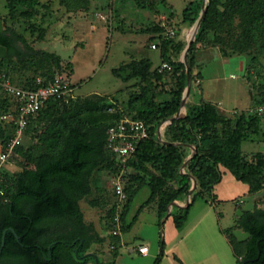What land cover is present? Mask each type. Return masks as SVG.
<instances>
[{
  "label": "rangeland",
  "instance_id": "1",
  "mask_svg": "<svg viewBox=\"0 0 264 264\" xmlns=\"http://www.w3.org/2000/svg\"><path fill=\"white\" fill-rule=\"evenodd\" d=\"M13 1L16 12L11 14L7 0H0L3 32L13 30L25 40L30 49L39 52V56L28 58L23 64L14 58L5 57L6 59H0V70L10 73L13 82L19 84L18 87L32 81L37 82L39 79L44 80L48 75L63 70L68 73L75 93L73 102L58 105L33 119L24 140L25 147L32 148L31 158L39 153L53 152L60 148L57 143V147L52 150L50 141L46 140L44 143L43 139L59 140L60 136H63L62 120L82 122L86 126L102 123L109 125L116 114L133 117L151 107L156 82H144L140 78L125 82L115 77L112 70L142 60L152 62L151 71L161 70L160 50H152L151 45L161 42L166 28H173L176 32L175 58L188 64L184 54L187 45L193 39L194 30L183 21L182 12L190 2L195 1V12L201 15L206 2V0ZM248 2L243 1V4ZM241 9L237 7L236 0H220L219 9L213 15L209 30L197 44L195 67L192 70L195 82L185 95L182 114L185 116L187 109L200 107L207 101L216 104L219 117L223 119L219 123L220 128L223 123H229V127L233 129L237 119L242 115L257 116L260 118L259 134L244 140L241 148L243 151L259 152L262 147L253 146L252 143L257 137L264 139V19L252 23L243 17ZM198 33L199 28L196 36ZM19 45L26 51L25 45ZM251 77L257 78L253 90L245 81ZM175 79L173 72H169L164 77V82L168 86L176 87ZM251 91L253 100L249 95ZM3 97L0 90V109ZM166 100H170L169 95L157 98L159 102ZM259 109L262 111L259 112ZM167 126L168 124L161 125L164 129L163 134ZM1 129L0 126V152ZM165 138L166 135L163 136V139ZM111 162L113 158L108 157V163L94 172L91 179L92 194L80 202L86 223L93 226L92 234L97 233L100 237L99 242L95 241L90 245L85 256L92 254L100 259L102 264H154L164 243V254L160 264H226L223 253L228 245L224 244L222 238L225 233L220 234L219 228L232 227L235 224V216L240 215L242 209H249L250 201H247L243 192L241 193L242 188L246 186H236L228 172L224 180V188L227 190L225 195L238 193L239 199L226 198L215 208L216 218L214 214L204 224L207 230L203 240L194 234L182 241L184 231L176 228L173 221L179 211L178 205L173 209L169 207L171 216L163 227L159 226V223L169 217V210L162 218L153 214L160 201L173 195L178 187L177 181L167 183L164 190L153 197L151 204L146 205L150 189L146 175L138 171L140 176L136 180L131 179L125 192V199L121 202L123 208L129 200L121 224L123 229L116 235L114 229L105 225L108 224L107 211L114 205L117 207L113 190L115 172L110 166ZM27 164L28 167L33 166L31 162L27 161ZM23 168L19 165L8 167L0 164V172L13 174L11 175L13 180ZM240 199L245 203H239ZM185 200L187 201L188 197ZM194 206V214L201 206L210 207L204 205L199 197ZM141 212L138 222L127 233L124 227L133 224L134 216ZM220 212L221 217L218 216ZM233 235L234 246L239 252L243 246L237 241L246 238L247 233L240 231ZM122 240L127 241L126 246H120ZM142 244L150 248L147 255L138 253V248ZM119 246L120 251L117 252ZM97 247L98 250L110 255L104 258L102 253L96 251ZM211 249L216 250L220 257L215 259L209 255ZM227 250L230 252V249ZM174 256L181 259L182 263Z\"/></svg>",
  "mask_w": 264,
  "mask_h": 264
},
{
  "label": "trees",
  "instance_id": "2",
  "mask_svg": "<svg viewBox=\"0 0 264 264\" xmlns=\"http://www.w3.org/2000/svg\"><path fill=\"white\" fill-rule=\"evenodd\" d=\"M243 1H249L243 4ZM11 14L16 12L13 0H7ZM220 0H207V11L200 23L199 33L191 44L188 55V67L184 62L175 58L176 40H162L156 44L160 50L162 63H167L169 69L151 71L150 60L134 61L130 64L114 68L112 74L127 82L140 78L144 82H156L153 92V104L142 110L138 116L128 117L116 114L109 125L96 124L86 126L82 122H67L62 120L63 136L59 140L47 138L51 149L60 145L53 152L31 154L32 148L23 144L16 148L19 159L15 165L24 167L17 173L15 179L9 172H0V264H89L93 258L85 256L92 243L99 242L98 234H92L93 226L86 223L80 202L92 194V177L94 172L108 163V157L113 158L110 166L115 172L119 169L115 157L106 148V132L110 125L123 119L131 118L144 122L149 131L147 139L140 142L127 165L133 172L127 176L124 191H127L131 179L136 180L142 171L147 177L150 196L146 205L151 204L153 197L164 190L167 183L177 181L178 187L173 195L159 202L157 209L162 217L169 207L178 200H184L194 183L196 191L191 194V203L184 210H179L174 216V225L180 229L184 226L187 214L197 197L205 199L214 205V190L223 179L222 168L227 170L237 181L249 188V194H257L264 189V152H246L241 148L242 142L250 136L259 134L260 118L241 116L235 127L229 123H219L216 105L205 103L200 107H192L185 116L182 114V99L187 86V77L190 76L191 87L195 82L192 73L195 67L197 44L209 30L213 15L219 9ZM243 17L252 23L264 19V0H236ZM196 2H190L182 12L183 21L194 30L199 14L195 12ZM19 44L26 47L24 51ZM0 47L7 50L8 59H16L20 64L28 58L39 56V52L30 49L25 40L11 29L0 34ZM5 58V59H6ZM3 60V59H2ZM63 71V70H58ZM173 72L176 78V87L168 86L164 77ZM57 73L48 75L43 84L47 85ZM5 74L13 84L10 73ZM256 77L245 79L253 90ZM37 82L32 81L21 88L36 89ZM159 89V90H157ZM3 104L0 117L12 107L11 97L1 87ZM169 95L170 100L159 102L157 98ZM68 102L55 98L46 102L45 106L33 117L38 118L46 111H51L58 105H67ZM256 96H254V101ZM257 115V113H256ZM229 121V120H224ZM169 122L163 134L165 139L158 138L161 125ZM1 126V150L12 138V131ZM58 143V144H57ZM57 144V145H56ZM191 149V155L188 152ZM32 159V161H31ZM28 162L33 164L28 167ZM185 165L184 170L182 167ZM7 165V164H4ZM9 167V165H7ZM11 167V166H10ZM12 175V176H11ZM115 195V194H114ZM129 201V200H128ZM120 212V223L126 215L127 203ZM114 205L107 211L108 224L114 229L117 209ZM171 215V213H170ZM139 214L133 218V224ZM133 224L124 227L128 233ZM235 226L226 230L230 235L234 230L241 229L248 234L245 241V254L237 260H249L247 264H264V208L254 211H244L237 218ZM14 229L19 239L11 231ZM123 226H121V230ZM232 245L233 239H230ZM258 250L260 257L258 258ZM77 252V254H76ZM116 252V251H115ZM164 254V243L161 253L154 264H160ZM116 255V254H115Z\"/></svg>",
  "mask_w": 264,
  "mask_h": 264
},
{
  "label": "built area",
  "instance_id": "3",
  "mask_svg": "<svg viewBox=\"0 0 264 264\" xmlns=\"http://www.w3.org/2000/svg\"><path fill=\"white\" fill-rule=\"evenodd\" d=\"M175 38V30L173 28H166L163 39L174 40ZM151 49L158 50V47L156 44H152ZM163 69H169V65L162 63L161 70ZM69 78L68 73L57 71L47 85H44L43 80L39 79L36 89H27L14 85L5 74L0 76V87L11 97L13 103L10 110L0 117L1 123L12 131V138L0 152V164L15 165L19 159L16 148L24 144L29 119L35 116L45 106L46 102L52 98L65 102L75 98L74 86L71 84ZM258 111L261 112L262 109ZM163 131L162 127L160 133H158L161 139H163ZM106 135V148L120 165L115 174L113 188L117 201L114 234L117 235L121 232L120 212L122 210L121 202L125 199L124 186L127 176L133 172L127 163L137 150L140 142L148 138L149 131L144 122L131 118H123L110 125ZM139 253L147 254L148 247H140Z\"/></svg>",
  "mask_w": 264,
  "mask_h": 264
},
{
  "label": "crops",
  "instance_id": "4",
  "mask_svg": "<svg viewBox=\"0 0 264 264\" xmlns=\"http://www.w3.org/2000/svg\"><path fill=\"white\" fill-rule=\"evenodd\" d=\"M157 51V50H156ZM160 54V53H159ZM160 56V55H159ZM233 77V76H232ZM204 81V80H203ZM206 103H210V102H207L206 101ZM194 104H196V105H199V104H197L196 102H194ZM211 104H213V105H216L215 103H211ZM221 104V103H220ZM222 105V104H221ZM250 107V103H248V106H247V108H249ZM264 139L263 138H261V137H257L255 140H254V143H252L253 144V146L254 145H258V146H260V148H261V151H259V152H264ZM246 152H252V153H256V152H254V151H246ZM189 154H188V157L191 155V149L189 150V152H188ZM223 169V168H222ZM225 170V169H224ZM222 170V172H223V179H222V181H221V183L220 184H218L216 187H215V190H214V205H211L210 203H208V202H206L205 201V199H203V198H200L201 200H202V202L204 203V205H206V206H210L209 208H205V207H200V208H198L197 209V211H196V214H194V205L196 204V201L194 202V204H193V206L191 207V209L189 210V212H188V214H187V219H186V221H185V223H184V226L182 227V228H180V230L183 232V239H182V241L183 240H187L188 238H190L191 236H194V234H197V236H198V238L200 239V240H203L204 238H205V230H207L206 228V225L204 226V224H205V222H206V220L208 219V218H212L213 217V215L215 214V218H216V213L214 212V210H216L215 208L218 206V205H220V203H223V201L226 199V198H233L234 200H238L239 199V194L238 193H236V194H234V195H231V196H226L225 194H226V192H227V190H226V188H224V180H225V175L228 173V171L227 170ZM232 176V175H231ZM233 177V176H232ZM232 179V178H231ZM233 181H234V184L236 185V186H238V187H242V186H246V185H244V184H242L241 182H239V181H237L234 177H233V179H232ZM194 183H195V181H194ZM196 188H197V185L195 186V189H193V191L192 192H195L196 191ZM241 189V188H240ZM244 189V190H243ZM243 192V194H244V197L247 199V201L249 200L250 202H249V209H242L241 210V213H240V215L242 214V212H244V211H254L255 209H263L264 208V189H263V191H261V192H259V193H257V194H254V195H250L249 194V188L246 186V188H242V190H241V193ZM240 193V194H241ZM239 203H245V201L244 200H242V199H240L239 200ZM176 205H178V208H179V210H184V208L187 206V201L184 199V200H178V201H176L174 204H173V206H172V209L176 206ZM146 208V207H145ZM144 208V209H145ZM144 209L142 210V212L144 211ZM154 215L155 216H159V217H161L162 218V216L160 215V213H159V211H158V209H155L154 208ZM142 212L139 214V216H138V218H137V220L135 221V223L133 224V226H132V229L134 228V226H135V224L138 222V220H139V218H140V216H141V214H142ZM193 213V214H192ZM239 214L238 215H236L235 216V222H236V220H237V218L240 216ZM170 216L171 215H169V217L167 218V219H165L162 223H159L160 225L159 226H161V227H163V226H165L166 225V221L170 218ZM219 217H221L222 216V214H221V212H220V214L218 215ZM215 218H214V220H215ZM217 222H218V217H217ZM220 223V222H219ZM236 224H234L232 227H234ZM188 226V227H187ZM232 227H229L228 229H230V228H232ZM131 229V230H132ZM228 229H223V228H219V233L220 234H222V233H225V231L226 230H228ZM130 230V231H131ZM210 230V229H209ZM240 231H242L243 233H245L243 230H241V229H236V230H234L230 235H228V234H225V236H224V238H222L221 236V238L223 239V242H224V244H226L227 243V245H228V248H227V246H226V248H225V251H224V257H225V260H226V264H237V260L238 259H241L242 258V256H244V254H245V245H244V243H245V241L247 240V238H248V234H247V237L246 238H244V239H242V240H240V241H237V243L238 244H241L242 246H243V248H242V250L241 251H237L236 250V247L234 246V245H232L231 244V242H230V239L231 238H233V234L234 233H236V232H240ZM127 245V241H125V240H122L121 241V247L122 246H126ZM120 246L117 248L118 250H116L117 252H119L120 251ZM142 246H147L148 247V253L150 252V248H149V246L148 245H145V244H142V245H140V247H142ZM139 247V248H140ZM98 248L99 247H97L96 248V251H99L100 253H102L103 254V256H104V258L106 257V256H109L110 254H108V253H106V252H103L102 250H98ZM139 248H138V253H139ZM227 249H230V252H228V250ZM147 253V254H148ZM140 254V253H139ZM147 254H140V255H147ZM219 253H217V251L215 250V251H213V249H211V251L209 252V255H212V257L213 258H215V259H217V258H219L220 256L218 255ZM117 255H118V253H117ZM93 257V262H91L90 264H95V260H96V263H98V264H102V262L100 261V259H98L97 257L95 258L94 257V255L92 256ZM175 257V256H174ZM176 259H178L181 263H182V261H181V259H179L178 257H175Z\"/></svg>",
  "mask_w": 264,
  "mask_h": 264
},
{
  "label": "water",
  "instance_id": "5",
  "mask_svg": "<svg viewBox=\"0 0 264 264\" xmlns=\"http://www.w3.org/2000/svg\"><path fill=\"white\" fill-rule=\"evenodd\" d=\"M206 11H207V0H206V2H205V6H204V9H203V12L201 13V15L199 16V18H198V20H197V23H196V26H195V29H194V32H193V39H192V41L187 45V48H186V50H185V54H184V59H185V60H186L187 55H188V50H189L191 44L194 42V39H195V37H196V32H197L198 28L200 27V23H201V21H202V19H203L204 14L206 13ZM2 32H3V22H2V20H0V34H1ZM6 56H7V50H6V48H5V47H0V59L5 58ZM185 65L188 67V64H185ZM190 88H191V84H190V76L188 75V77H187V86H186V88H185V91H184V94H183V99H182V108H183V106H184V104H185V95L187 94V92H188V90H189ZM249 95H250L251 100H253V92H252V91L249 93ZM168 123H169V122H166V123H164V125H166V124H168ZM161 128H162V127H161ZM161 128L159 129V132H158V133H160ZM158 138H159L160 140H162L159 136H158ZM185 165H186V163L184 164V166H183V168H182V171L184 170ZM193 188H194V181L192 182V186H191V189H190V191H189L188 200H187V205L191 203V194H192ZM172 206H173V205L170 206V209H172ZM170 209H169V212H168V216L170 215ZM11 231L15 234L16 238L19 239V237H18V235L15 233L14 229L11 228ZM5 234H6V232H5ZM5 234H4V237H3V244H2V247H1V249H0V255H1V253H2L3 246H4V238H5ZM76 254H77V252H76ZM260 255H261L260 250H258V258L260 257ZM89 256H93V255H92V254H89ZM248 262H249V260H243V261H242V264H247ZM95 264H98V263H96V260H95Z\"/></svg>",
  "mask_w": 264,
  "mask_h": 264
}]
</instances>
